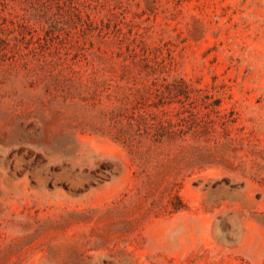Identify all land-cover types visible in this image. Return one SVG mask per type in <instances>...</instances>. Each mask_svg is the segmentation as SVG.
I'll return each instance as SVG.
<instances>
[{"label":"rangeland","instance_id":"obj_1","mask_svg":"<svg viewBox=\"0 0 264 264\" xmlns=\"http://www.w3.org/2000/svg\"><path fill=\"white\" fill-rule=\"evenodd\" d=\"M0 264H264V0H0Z\"/></svg>","mask_w":264,"mask_h":264}]
</instances>
